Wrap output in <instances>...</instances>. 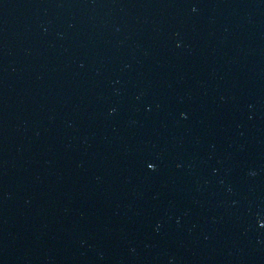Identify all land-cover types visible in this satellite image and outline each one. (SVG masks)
Listing matches in <instances>:
<instances>
[{"label": "water", "instance_id": "obj_1", "mask_svg": "<svg viewBox=\"0 0 264 264\" xmlns=\"http://www.w3.org/2000/svg\"><path fill=\"white\" fill-rule=\"evenodd\" d=\"M0 264H264V0H0Z\"/></svg>", "mask_w": 264, "mask_h": 264}]
</instances>
